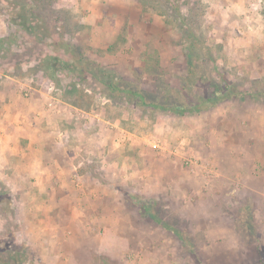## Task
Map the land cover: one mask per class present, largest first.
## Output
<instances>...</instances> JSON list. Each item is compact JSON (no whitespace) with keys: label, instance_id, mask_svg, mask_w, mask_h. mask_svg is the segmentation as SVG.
<instances>
[{"label":"rangeland","instance_id":"374dc122","mask_svg":"<svg viewBox=\"0 0 264 264\" xmlns=\"http://www.w3.org/2000/svg\"><path fill=\"white\" fill-rule=\"evenodd\" d=\"M0 264H264V0H0Z\"/></svg>","mask_w":264,"mask_h":264},{"label":"crops","instance_id":"0c3cea01","mask_svg":"<svg viewBox=\"0 0 264 264\" xmlns=\"http://www.w3.org/2000/svg\"><path fill=\"white\" fill-rule=\"evenodd\" d=\"M18 115L16 114L15 116H14V118L13 119H15L16 117H17ZM19 118V117H18ZM13 119H12V121H13ZM21 118H19V119H17L16 118V120H15V126L16 127H18L19 125H20V123H21V121H18L17 122V120H20ZM32 133H34V134H36V132H32ZM41 136H39V137H42V133H39ZM30 136V135H29ZM32 136V135H31ZM44 146H45V144H44ZM45 149H47V151H50V150H48V148L45 146ZM33 151V150H32ZM35 151V150H34ZM52 151L53 152H55L56 151V146L54 147L53 146V148H52ZM62 151V150H61ZM54 156V155H53ZM31 157H32V159L34 158V155H31ZM60 158V160H61V163H58V164H56V167H55V171L52 173V174H50L49 172H48V174H44V179H42L43 181H46V182H48V181H50V182H52V183H54V184H57V185H61V184H63V183H68L69 182V180L71 179V178H69V172H68V163H67V161L65 160V157H64V159H63V157H61V156H59ZM55 158V157H54ZM66 162V163H65ZM68 174V175H67ZM47 176V177H46ZM46 177V178H45ZM38 178V177H37ZM77 194H79V192H77Z\"/></svg>","mask_w":264,"mask_h":264},{"label":"trees","instance_id":"16d2710c","mask_svg":"<svg viewBox=\"0 0 264 264\" xmlns=\"http://www.w3.org/2000/svg\"><path fill=\"white\" fill-rule=\"evenodd\" d=\"M20 25L22 26V28H25V29H27V26H25L23 23H20ZM32 29V28H31ZM194 45H196V42L194 43ZM53 61H56V60H53ZM108 87H109V89L111 90H113L114 88L115 89H120L119 88V86H116V85H114V84H108ZM142 90V89H141ZM141 90H139V91H137V92H131V89H129V90H126V92L127 93H129V95H132V96H134V97H136L137 98V100L139 101V103L141 104V105H143V106H145L147 103H146V101H145V94H146V92L144 93L143 91H141ZM208 101H210V102H212L213 101V99L211 98L210 100H207V102ZM191 107L192 106H189V105H186V104H183V105H169L168 106V108L169 109H172V110H175V108L176 109H178V110H180V111H187V110H190L191 109Z\"/></svg>","mask_w":264,"mask_h":264},{"label":"built area","instance_id":"2783aa9c","mask_svg":"<svg viewBox=\"0 0 264 264\" xmlns=\"http://www.w3.org/2000/svg\"><path fill=\"white\" fill-rule=\"evenodd\" d=\"M152 147H153V149H157V145H155V144Z\"/></svg>","mask_w":264,"mask_h":264}]
</instances>
